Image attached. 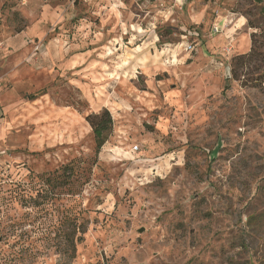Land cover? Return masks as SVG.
<instances>
[{
	"label": "rangeland",
	"instance_id": "rangeland-1",
	"mask_svg": "<svg viewBox=\"0 0 264 264\" xmlns=\"http://www.w3.org/2000/svg\"><path fill=\"white\" fill-rule=\"evenodd\" d=\"M0 264H264V0H0Z\"/></svg>",
	"mask_w": 264,
	"mask_h": 264
},
{
	"label": "trees",
	"instance_id": "trees-1",
	"mask_svg": "<svg viewBox=\"0 0 264 264\" xmlns=\"http://www.w3.org/2000/svg\"><path fill=\"white\" fill-rule=\"evenodd\" d=\"M90 124L93 128V132L96 140V149L99 151L105 142L108 140L110 131L112 128V117L108 110H105L101 115L94 114L89 116ZM66 173L64 168L63 175Z\"/></svg>",
	"mask_w": 264,
	"mask_h": 264
},
{
	"label": "built area",
	"instance_id": "built-area-1",
	"mask_svg": "<svg viewBox=\"0 0 264 264\" xmlns=\"http://www.w3.org/2000/svg\"><path fill=\"white\" fill-rule=\"evenodd\" d=\"M216 30H217V28H216ZM189 47H190V48H193L192 45H189Z\"/></svg>",
	"mask_w": 264,
	"mask_h": 264
}]
</instances>
